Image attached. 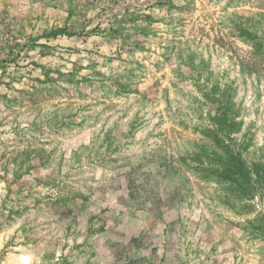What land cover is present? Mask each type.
I'll use <instances>...</instances> for the list:
<instances>
[{"label":"rangeland","instance_id":"obj_1","mask_svg":"<svg viewBox=\"0 0 264 264\" xmlns=\"http://www.w3.org/2000/svg\"><path fill=\"white\" fill-rule=\"evenodd\" d=\"M0 264H264V0H0Z\"/></svg>","mask_w":264,"mask_h":264}]
</instances>
